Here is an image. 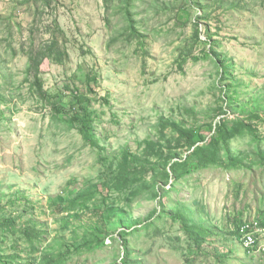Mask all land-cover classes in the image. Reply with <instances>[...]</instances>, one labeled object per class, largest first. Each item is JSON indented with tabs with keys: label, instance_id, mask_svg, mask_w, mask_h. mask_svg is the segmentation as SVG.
<instances>
[{
	"label": "rangeland",
	"instance_id": "rangeland-1",
	"mask_svg": "<svg viewBox=\"0 0 264 264\" xmlns=\"http://www.w3.org/2000/svg\"><path fill=\"white\" fill-rule=\"evenodd\" d=\"M253 218L264 0H0V264H264Z\"/></svg>",
	"mask_w": 264,
	"mask_h": 264
},
{
	"label": "trees",
	"instance_id": "trees-1",
	"mask_svg": "<svg viewBox=\"0 0 264 264\" xmlns=\"http://www.w3.org/2000/svg\"><path fill=\"white\" fill-rule=\"evenodd\" d=\"M177 16L179 19H181L184 22H187L190 20V12L185 8L179 10ZM43 94L46 95V93H43ZM75 98L77 99V102L80 104V107L83 108L82 103L80 101V98L79 97H75ZM48 99L51 100V98H49V96L46 97V100H48ZM49 102L52 104V106H54L55 109L56 108L59 109L57 103H55V102L53 103L52 101H49ZM76 119L81 124V132L85 136V138L92 140L93 125H92V118L90 117V113L88 112V110L86 108H84L83 114H81V116H76ZM221 128H222V125H219V127H217V129L215 130V134L213 135V140L215 142H218L219 140H221L224 137V131ZM201 131H207V130L201 128L198 131H194L192 133V139L194 142H199V141L203 140L202 136H201ZM189 158H190V156H188L186 158V160H189ZM245 223H246V221H242L240 228Z\"/></svg>",
	"mask_w": 264,
	"mask_h": 264
},
{
	"label": "built area",
	"instance_id": "built-area-1",
	"mask_svg": "<svg viewBox=\"0 0 264 264\" xmlns=\"http://www.w3.org/2000/svg\"><path fill=\"white\" fill-rule=\"evenodd\" d=\"M241 233L246 237L247 245H252L258 239L257 234H264V226L259 221L252 219L251 221L246 222L241 227ZM258 248L264 250V247L259 245Z\"/></svg>",
	"mask_w": 264,
	"mask_h": 264
},
{
	"label": "bare ground",
	"instance_id": "bare-ground-1",
	"mask_svg": "<svg viewBox=\"0 0 264 264\" xmlns=\"http://www.w3.org/2000/svg\"><path fill=\"white\" fill-rule=\"evenodd\" d=\"M253 219H255V218H253ZM256 221H259L260 222V220L259 219H255ZM261 223V222H260ZM244 242H245V245L247 246V247H249V248H252V247H255V245H256V243H257V240H256V242L254 243V244H252V245H247V239H246V237L245 236H243V239H242Z\"/></svg>",
	"mask_w": 264,
	"mask_h": 264
}]
</instances>
